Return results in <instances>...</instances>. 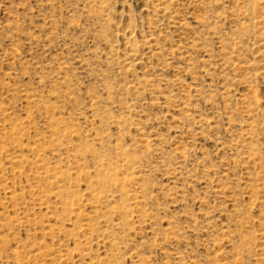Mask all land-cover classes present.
<instances>
[{"label": "rangeland", "instance_id": "374dc122", "mask_svg": "<svg viewBox=\"0 0 264 264\" xmlns=\"http://www.w3.org/2000/svg\"><path fill=\"white\" fill-rule=\"evenodd\" d=\"M0 264H264V0H0Z\"/></svg>", "mask_w": 264, "mask_h": 264}]
</instances>
